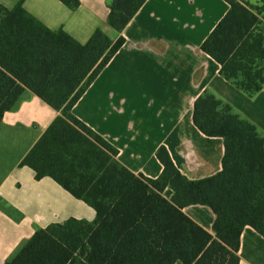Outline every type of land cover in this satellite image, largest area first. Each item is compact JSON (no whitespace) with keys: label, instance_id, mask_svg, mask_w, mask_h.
<instances>
[{"label":"trees","instance_id":"trees-1","mask_svg":"<svg viewBox=\"0 0 264 264\" xmlns=\"http://www.w3.org/2000/svg\"><path fill=\"white\" fill-rule=\"evenodd\" d=\"M58 1L69 10L80 4ZM146 1L111 0L107 25L116 40L97 29L85 44L47 28L25 10V0L0 4V125L25 90L58 112L19 167L30 168L36 181L52 179L95 212L91 222L69 218L36 230L4 264H239L243 229L264 238V140L214 95L195 99L192 123L222 140L221 169L199 180L183 175L165 146L155 153L159 176L134 174L113 145L72 113L125 44L121 34ZM222 1L228 10L200 50L225 81L252 97L264 86V0ZM195 205L214 214V236L183 213Z\"/></svg>","mask_w":264,"mask_h":264},{"label":"crops","instance_id":"crops-1","mask_svg":"<svg viewBox=\"0 0 264 264\" xmlns=\"http://www.w3.org/2000/svg\"><path fill=\"white\" fill-rule=\"evenodd\" d=\"M110 1L79 0L75 10L58 0H25L23 6L50 30L62 28L85 44L97 29L116 40L118 35L107 25ZM240 1L261 4V0ZM0 4L9 7L1 0ZM227 10L222 0H147L123 30V47L73 107L74 116L113 145L117 160L134 174L151 179L160 175L162 167L155 158L160 146L167 148L176 167L190 180L220 171L222 140L211 138L214 148L201 142L200 136H205L192 123L194 101L203 93L229 105L264 140V86L256 95L246 96L225 81L218 65L200 50ZM57 116L28 90L3 116L0 264L11 260L38 229L69 218L95 219L93 209L52 179L36 181L30 168L19 167ZM171 196V190L163 192L165 199ZM183 213L214 236L215 216L209 208L189 206ZM238 257L239 264H264V238L248 226L241 233Z\"/></svg>","mask_w":264,"mask_h":264},{"label":"rangeland","instance_id":"rangeland-1","mask_svg":"<svg viewBox=\"0 0 264 264\" xmlns=\"http://www.w3.org/2000/svg\"><path fill=\"white\" fill-rule=\"evenodd\" d=\"M3 3H5V4H8L9 5V7L8 8H12L13 7V5H15V4H13L14 2H13V0H1ZM177 78L179 79V81H180V75L179 76H177ZM178 110H179V108H178ZM200 141L201 142H208V144L209 145H213L212 146V148H214L215 146H216V143H214V141H215V139H209V138H206V137H201L200 136ZM208 145H206V147H207Z\"/></svg>","mask_w":264,"mask_h":264}]
</instances>
